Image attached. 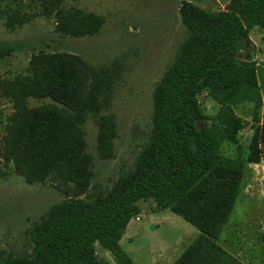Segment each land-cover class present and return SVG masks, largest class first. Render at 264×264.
<instances>
[{"label": "trees", "instance_id": "obj_1", "mask_svg": "<svg viewBox=\"0 0 264 264\" xmlns=\"http://www.w3.org/2000/svg\"><path fill=\"white\" fill-rule=\"evenodd\" d=\"M37 1L62 33H94L102 25L101 15L62 0ZM179 12L187 35L153 88L147 140L133 165L103 192L81 196L93 175L82 125L89 115L96 117L97 151L109 156L115 120L101 109L112 72L71 51L41 50L24 70L0 76V95L12 106L3 122L0 160L27 182L49 180L66 194L30 224L31 249L13 254L0 248V264H106L95 242L118 264H138L120 240L140 210L139 200H152L155 210L168 208L198 229L171 264H242L219 240L247 163L264 162V61L239 55V47L251 43L249 27L264 28V0H229L218 10L184 0ZM26 16L10 5L0 10L9 26ZM12 49L11 42L0 41V58ZM203 90L218 104L214 114L201 110ZM31 98L46 101L31 105ZM248 101L257 123L244 158L238 141L243 121L235 108ZM225 140L237 144L236 155L220 153Z\"/></svg>", "mask_w": 264, "mask_h": 264}, {"label": "rangeland", "instance_id": "obj_2", "mask_svg": "<svg viewBox=\"0 0 264 264\" xmlns=\"http://www.w3.org/2000/svg\"><path fill=\"white\" fill-rule=\"evenodd\" d=\"M184 0H62L103 18L94 33L71 35L58 31L54 17L40 11L37 0H0V10L18 8L26 12L22 23L9 26L0 19V41L13 44L10 54L0 58V76L22 71L31 54L65 50L79 54L96 68L109 69L112 85L101 113L114 116L116 133L111 154L97 151L98 123L89 115L82 127L86 151L92 157L91 182L81 196L103 192L119 173L127 171L147 140L151 127L152 92L156 82L174 58L187 35L179 12ZM204 8L218 10L229 0H189ZM251 43L239 47L241 57L264 61V28L249 27ZM203 114H214L217 102L206 90L198 94ZM45 99L31 98L35 105ZM11 102L0 95V137ZM243 126L238 132L241 154L247 156L254 130L252 102L236 106ZM209 121L208 119H206ZM264 123V102L259 124ZM264 148V141H261ZM237 144L225 140L220 153L236 155ZM70 193H72L70 191ZM66 194L51 181L27 182L11 165L0 160V248L13 254L31 249L30 224ZM140 210L126 226L120 242L138 264H171L198 229L170 209L155 210L152 200H139ZM264 162L247 163L243 185L231 215L222 227L219 244L242 264H264ZM106 264H118L108 249L94 243Z\"/></svg>", "mask_w": 264, "mask_h": 264}, {"label": "crops", "instance_id": "obj_3", "mask_svg": "<svg viewBox=\"0 0 264 264\" xmlns=\"http://www.w3.org/2000/svg\"><path fill=\"white\" fill-rule=\"evenodd\" d=\"M126 235V233L124 232V234H123V236H125ZM110 252V251H109Z\"/></svg>", "mask_w": 264, "mask_h": 264}]
</instances>
